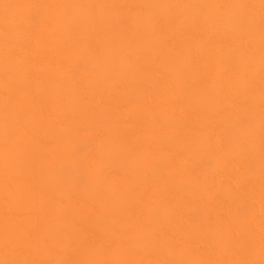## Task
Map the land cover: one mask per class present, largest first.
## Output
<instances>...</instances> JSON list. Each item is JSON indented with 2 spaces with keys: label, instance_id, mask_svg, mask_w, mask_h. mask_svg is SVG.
I'll return each instance as SVG.
<instances>
[{
  "label": "bare ground",
  "instance_id": "6f19581e",
  "mask_svg": "<svg viewBox=\"0 0 264 264\" xmlns=\"http://www.w3.org/2000/svg\"><path fill=\"white\" fill-rule=\"evenodd\" d=\"M0 264H264V0H0Z\"/></svg>",
  "mask_w": 264,
  "mask_h": 264
}]
</instances>
